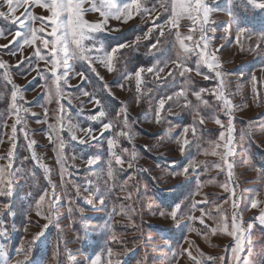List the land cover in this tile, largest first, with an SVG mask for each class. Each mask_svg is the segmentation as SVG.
<instances>
[{
  "label": "rangeland",
  "instance_id": "1",
  "mask_svg": "<svg viewBox=\"0 0 264 264\" xmlns=\"http://www.w3.org/2000/svg\"><path fill=\"white\" fill-rule=\"evenodd\" d=\"M130 2L115 0L119 6ZM205 2L221 9L212 12L204 26L207 51L219 61L222 90L234 106L235 155L228 157L233 162L231 177L220 158L224 141H219L229 117L212 91L201 92H219L220 79L199 61L197 53L204 41L198 25L193 31L187 17L179 20L178 28L166 25L171 0H141L147 11L126 23L109 19L105 30L93 35L98 48L128 45L117 52L114 70L99 62L71 61L59 97L49 88L50 79L39 74L50 78L51 64L34 55L36 47L42 54L47 50L39 41L29 46L23 45V37H14L16 31L25 33L31 22L21 27L19 22L0 18V62L5 65L0 68V189L8 193L0 195V250L7 251L13 264L25 261L17 253L29 246L25 264H89L97 255L101 264L109 260L111 264H231L226 250L235 243L228 234L234 212L244 226L255 225L251 235L245 232L241 258L245 264H264V226L258 221L264 212V41L258 40L264 33V9L254 8L247 0ZM0 11L8 12L4 0H0ZM28 11L36 17L51 15L35 4ZM16 15L24 19L27 12L19 8ZM84 19L102 21L94 12L86 13ZM44 25L45 32L39 35L51 40L49 21ZM161 25H165L163 36ZM238 25L247 29L239 37ZM35 27H41L39 20ZM133 28V40L111 42ZM177 31L181 37H193L185 40L194 51L183 59V67L192 69L184 76L179 75L182 67L172 63L177 60ZM140 67H153V72L141 73L137 92L134 73ZM160 68L163 71L157 75ZM130 74L133 78L127 79ZM14 91L21 123H16L12 107ZM180 92L183 95H176ZM167 96L173 99L166 100L157 122L158 101ZM94 98L106 113L96 121L90 117L98 116L101 106ZM216 119L225 127L215 123ZM104 123L112 126L101 135ZM69 124L81 129L76 132L77 140L71 139ZM89 128L93 129L91 137L82 131ZM80 139L86 142L81 144ZM109 139L115 141L114 148L109 147ZM213 141L220 145L215 148L217 155L211 154ZM112 152L121 157L122 164L115 162ZM90 159L92 164L87 162ZM185 167L187 173H183ZM233 189L235 197L231 196ZM234 199H238L236 208ZM252 200L258 201L256 208L250 207ZM174 204L180 206L177 220L168 215ZM225 220L228 232L218 227ZM218 257L226 258L220 261ZM7 260L0 255V264Z\"/></svg>",
  "mask_w": 264,
  "mask_h": 264
},
{
  "label": "snow or ice",
  "instance_id": "2",
  "mask_svg": "<svg viewBox=\"0 0 264 264\" xmlns=\"http://www.w3.org/2000/svg\"><path fill=\"white\" fill-rule=\"evenodd\" d=\"M247 3L252 5L254 8L257 9H264V2L257 3L256 0H247ZM4 4L8 9V12L5 13L4 11H0V18H4L6 20H10L11 23L16 24L17 22L20 23L21 27H24L27 21L31 23L27 24V31L22 33L20 31H16L14 33L15 38L23 37V45H35L37 41H39L43 45V49L47 50L46 54H42L41 48L36 47L34 55L38 58L39 61H45L46 63L51 64V77L45 76L44 72H40L39 74L45 78V80L51 81L49 88L54 89L55 94L57 97L62 95V88H61V81L67 83L69 72L72 69L71 61L76 60H84L87 61L90 65L99 62L103 64L109 71L114 70V61L117 59V52L123 48L127 47V44L124 45H116L115 47L111 48L110 50H105L103 48H98L95 46V36L94 33L103 32L107 26L109 19H116L118 21L123 20V22H127L131 19L135 14H139L141 11H147L143 8L141 4V0H131L130 3H125L123 6H119L115 3V0H4ZM35 4L36 6L46 8L48 12L51 13L48 17H36L32 15L30 11H28L29 7ZM85 5H89V7H85ZM163 6V5H162ZM171 11V17L166 22V25H170L174 28H178L179 20L182 18L187 17L193 22V31L198 30L200 32V40L204 41L203 46L199 43L196 44L197 48H201V50L197 53L199 57V61L205 64L209 70L215 72L217 78L220 79V87L221 90L217 92L216 90H205L203 91H212V94L216 96L217 100L222 101V108L225 112V115L229 117L227 123V129L225 131H221L219 134V141H224L225 152L220 154V158L223 163L227 166L228 176L231 177L232 175V168L233 162H230L228 157H232L235 155L234 151V125L232 124V113L234 110V106L230 99H228L223 93V74L217 69L220 67L219 61L213 53L207 51L208 49V42L205 37V33L207 29L205 28V24L207 23L209 16L214 11H219L221 9L211 8L205 0H171L169 5ZM19 8H24L27 12V15L24 19H21L19 16L16 15V12ZM88 12L99 13V16L102 18L100 23H89L87 20L84 19L85 14ZM231 15V13H229ZM39 20L41 23L40 28L35 27V22ZM49 21L51 31L47 33V35L51 36L52 39L48 40L43 36L39 35V33L45 32V25L44 21ZM235 22V20H234ZM161 28L160 35H164V27L165 25L159 26ZM118 31V29H116ZM152 29H149L151 32ZM247 31L246 27L238 25V37L239 35L244 34ZM0 35H3V32H0ZM251 38V36H249ZM141 37H136V40L139 41ZM193 37L191 35L181 37L180 33L177 31L175 33V40L178 44V50L176 52L177 60L172 61V63H176L177 67H182V71L179 72L180 76H184L185 73L191 72L192 69L188 67H183V59L192 51L193 48H190L188 45L185 44V40H192ZM259 41H264V33H260L258 36ZM89 42V43H86ZM159 41H157V44ZM259 43L257 47H259ZM153 48L156 45H152ZM50 57V59H49ZM5 65L0 62V68H4ZM60 69H63L61 72ZM145 71L151 73L153 72V67H148L145 69L144 67H140L135 73V79L137 83V92L140 91L139 85L141 83V73ZM160 71H163L162 68L157 70V75ZM76 75L83 76L82 72H77ZM171 75V73H169ZM133 76L130 74L127 76V79H132ZM205 79H208L206 76ZM253 85H255L256 77H251ZM253 92H256L255 87H253ZM84 95H88L87 92ZM176 95H183V92L176 93ZM197 99H200V93H196ZM17 99V93L14 91L12 93V101H13V109L17 113V121L16 123H21V118L19 117L18 113L21 111L15 104ZM173 99L172 96L162 97L158 101V107L156 112V119L159 122L160 112L164 110L166 100ZM95 103L98 106H101V111L99 112L98 116L93 115L90 117L92 121H96L99 118H102L106 115L103 107L101 105V101L99 99L94 98ZM203 103L207 104V101H203ZM197 115H199L197 113ZM60 119L59 117L57 118ZM201 124L204 123L203 117L200 118L199 121ZM215 123L224 128L225 125L219 120L216 119ZM110 123L102 124L101 135H103L104 130H108L111 128ZM125 126H127V122L125 120ZM69 132L72 133L71 139L77 140V131H81V129L76 128L75 126L69 124L68 125ZM188 127L184 128V132H188ZM16 128L13 127V133H15ZM85 131V134L89 137L92 136L93 129L89 128ZM126 133L121 132L120 135H125ZM193 134H195V129L193 128ZM27 135V134H26ZM58 135V132H57ZM86 141L84 139H80L79 143L83 144ZM179 142V141H178ZM188 141L185 140L184 144H187ZM211 154L217 155L215 148L219 147V143L213 141ZM108 144L110 148L115 147V141L112 139L108 140ZM183 150V147L181 148ZM124 151H127L126 149ZM112 156L115 159L117 164H122L121 157L117 155L115 152H112ZM89 164H92L93 160L87 161ZM131 167V163L128 165ZM216 167H221V165H216ZM47 171V169H46ZM188 168L185 167L183 169V173H187ZM3 170L0 169V181L3 180ZM108 175H112L111 167H109ZM131 179V177H129ZM225 190H228V185L225 184L223 186ZM8 193L5 192L3 189H0V195H7ZM231 196L235 197L236 193L235 190H231ZM44 197H41V201H43ZM100 203H103V197L100 198ZM238 204V199L233 200V208H236ZM258 201L252 200L250 207L256 208ZM4 207H7L5 205ZM179 204L172 205V210L168 215L173 220H177V212L179 211ZM195 207V205H193ZM203 213V210H201ZM160 215H165L164 212H161ZM54 219V218H53ZM195 219V217H193ZM259 224L264 226V212H261L260 216L258 217ZM200 222L203 224L204 220L201 219ZM255 225L253 223H249L247 226H244L239 218L238 213H233L232 220H231V231L228 232L229 225L225 220L222 224L218 225V227L223 228L224 231L228 232L229 235L233 236L234 238V246L230 249L226 250V257L231 261V264H245L244 260L241 258V254L244 251V242H245V232L251 235V230ZM215 231V229H213ZM40 235H43L41 233ZM38 239V237H37ZM113 239L115 237L113 236ZM31 246L29 249H21V252L17 253V256L21 255V253L25 257V261H27V257L30 253ZM0 255L8 257L7 264H13L12 259L9 257L6 250H0ZM108 256H112L111 250L108 251ZM226 257H218L216 259L220 261H224ZM193 259H195L193 257ZM25 261H16V264H25ZM32 264H36L35 261ZM89 264H101V257L99 255L95 256V259H91ZM109 264L111 261L109 260ZM196 264H200L199 261H196Z\"/></svg>",
  "mask_w": 264,
  "mask_h": 264
},
{
  "label": "trees",
  "instance_id": "3",
  "mask_svg": "<svg viewBox=\"0 0 264 264\" xmlns=\"http://www.w3.org/2000/svg\"><path fill=\"white\" fill-rule=\"evenodd\" d=\"M134 30H135V28L128 31L126 34L122 35V37H120V38L111 39V42L119 43V42H127V41L133 40Z\"/></svg>",
  "mask_w": 264,
  "mask_h": 264
}]
</instances>
